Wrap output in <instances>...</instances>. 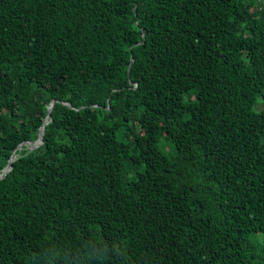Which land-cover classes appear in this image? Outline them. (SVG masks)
Segmentation results:
<instances>
[{
    "label": "trees",
    "instance_id": "1",
    "mask_svg": "<svg viewBox=\"0 0 264 264\" xmlns=\"http://www.w3.org/2000/svg\"><path fill=\"white\" fill-rule=\"evenodd\" d=\"M14 152L0 264H264V0H0Z\"/></svg>",
    "mask_w": 264,
    "mask_h": 264
},
{
    "label": "water",
    "instance_id": "2",
    "mask_svg": "<svg viewBox=\"0 0 264 264\" xmlns=\"http://www.w3.org/2000/svg\"><path fill=\"white\" fill-rule=\"evenodd\" d=\"M143 36L145 37V35H143ZM130 69H131V67L129 68V72H130ZM54 104H55V101H53L51 103V105H50V107L48 109V117L50 116V113L52 111V108H53ZM43 137H44V126L41 127L40 132H39V137H38V139L35 142H27V143L33 144V146H30L29 148L30 149H35V148H38L39 146H41L44 143V138ZM22 146H23V144H21L18 147V149H22ZM14 154H15V152L13 153L12 156H14ZM15 159H13V157L10 159L7 167L0 173V179L4 178L7 175V173L12 169V164L15 161Z\"/></svg>",
    "mask_w": 264,
    "mask_h": 264
},
{
    "label": "bare ground",
    "instance_id": "3",
    "mask_svg": "<svg viewBox=\"0 0 264 264\" xmlns=\"http://www.w3.org/2000/svg\"><path fill=\"white\" fill-rule=\"evenodd\" d=\"M27 146H33V144H27ZM17 157V154L15 153L14 156H13V159H15Z\"/></svg>",
    "mask_w": 264,
    "mask_h": 264
},
{
    "label": "rangeland",
    "instance_id": "4",
    "mask_svg": "<svg viewBox=\"0 0 264 264\" xmlns=\"http://www.w3.org/2000/svg\"><path fill=\"white\" fill-rule=\"evenodd\" d=\"M29 147V146H28ZM17 158V157H16Z\"/></svg>",
    "mask_w": 264,
    "mask_h": 264
}]
</instances>
